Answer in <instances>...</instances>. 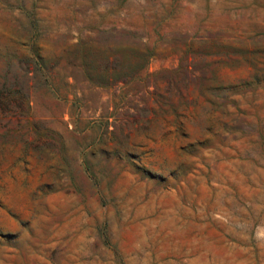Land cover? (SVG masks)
Masks as SVG:
<instances>
[{
	"label": "rangeland",
	"instance_id": "1",
	"mask_svg": "<svg viewBox=\"0 0 264 264\" xmlns=\"http://www.w3.org/2000/svg\"><path fill=\"white\" fill-rule=\"evenodd\" d=\"M0 264H264V0H0Z\"/></svg>",
	"mask_w": 264,
	"mask_h": 264
}]
</instances>
